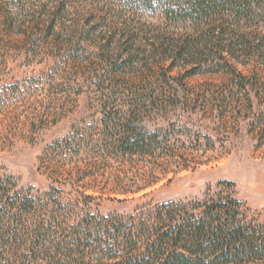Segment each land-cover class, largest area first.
I'll list each match as a JSON object with an SVG mask.
<instances>
[{
    "label": "rangeland",
    "instance_id": "obj_1",
    "mask_svg": "<svg viewBox=\"0 0 264 264\" xmlns=\"http://www.w3.org/2000/svg\"><path fill=\"white\" fill-rule=\"evenodd\" d=\"M127 1L69 0L53 31L54 1L31 0L23 10L0 3V179L53 191L68 208L71 233L112 215L134 233L125 239L99 234L114 228H88L91 238L68 240L74 251L86 247L83 262L73 256L80 264H151L140 217L159 206L189 219L206 200L234 195L247 222L264 226V29L241 36L255 45L235 56L210 47L184 57L188 26ZM96 8L110 14L106 23L92 18ZM136 28L141 34L129 37ZM159 36L167 57L154 51ZM112 39L111 49L134 55L131 64L115 50L100 61ZM126 130L144 133V154L123 151ZM135 242L138 258L104 254Z\"/></svg>",
    "mask_w": 264,
    "mask_h": 264
},
{
    "label": "trees",
    "instance_id": "obj_2",
    "mask_svg": "<svg viewBox=\"0 0 264 264\" xmlns=\"http://www.w3.org/2000/svg\"><path fill=\"white\" fill-rule=\"evenodd\" d=\"M2 1L14 2L23 10L31 0H0V3ZM40 1L55 2L52 9H49L52 12L49 20L50 29L53 31L55 22L66 11L69 0ZM127 2L139 11L160 12L165 17L170 16L175 22L188 26L186 30L188 37L183 42L184 57L195 56L194 52L210 47L217 49L220 54L228 52L231 57L235 56L233 54L238 48L245 50L255 45L256 39L246 42L241 36L261 33L260 31L264 29V0H171L167 2L128 0ZM45 7L46 5L42 9ZM92 13V18L93 16L98 18L96 22L103 19L106 23L104 17L110 16L108 12L98 8L92 10ZM100 16L103 17L100 18ZM84 23L88 25L90 21L87 20ZM109 29L114 30L113 27ZM76 30L75 32H78ZM125 33L128 31L125 30ZM128 34L129 37H138L141 33L140 29L136 28ZM116 35L117 32L114 30L113 36ZM122 37L126 38V35ZM113 39L108 40L100 49L102 53L100 61L106 63V55H110V52L115 50L117 55L114 57L117 56L119 61L126 59L131 64L135 59L134 55L121 48L119 51L111 49ZM130 40L133 39L130 38ZM164 42L163 37L159 36L156 43L160 44V48L154 50L162 58L168 56L166 47L165 53L162 51ZM263 42L264 39L259 43L263 45ZM246 54L251 58L252 55L248 52ZM124 134L126 138L123 151L131 155L144 154L148 147L144 133L126 130ZM230 184L234 186L233 183ZM197 207L201 212L189 219L179 217L181 213L175 212L170 205L159 206L156 212L141 215L140 225L148 228V235L151 238L144 254L147 263L244 264L264 261V226L247 222L243 202L231 195L225 199L206 200ZM185 208L187 207L182 206V209ZM67 209L53 191L45 194L33 193L20 189L11 176L0 179V264H80L78 261H73V256L78 254L77 258L81 257L79 261L83 262L86 259V247H78L74 251L70 248L68 240L76 243L91 238L93 232L88 228L93 226L116 229L114 232L100 231L99 234L102 232L100 235L125 239H130L134 235L122 230L128 224L118 215L103 217L100 221L87 222L85 225L81 224L82 227L86 226L87 231L84 228L82 231L71 233L65 229L69 219ZM86 217L96 220V217L90 214ZM137 218L133 216L130 219ZM131 224L136 225V223ZM135 243L137 244L133 245L134 248L131 245L123 247L119 245L113 249L114 255L104 254L109 255V259L114 262L120 258L118 256L121 250L127 255L138 258L142 249L138 247V242ZM81 249H83L82 252L79 251ZM124 259L122 257V260Z\"/></svg>",
    "mask_w": 264,
    "mask_h": 264
}]
</instances>
